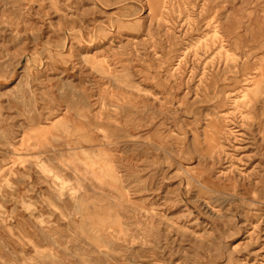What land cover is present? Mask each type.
<instances>
[{"label":"rangeland","instance_id":"374dc122","mask_svg":"<svg viewBox=\"0 0 264 264\" xmlns=\"http://www.w3.org/2000/svg\"><path fill=\"white\" fill-rule=\"evenodd\" d=\"M0 264H264V0H0Z\"/></svg>","mask_w":264,"mask_h":264}]
</instances>
